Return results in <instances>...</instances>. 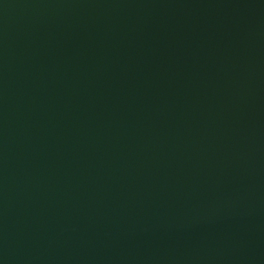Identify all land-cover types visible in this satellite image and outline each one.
Instances as JSON below:
<instances>
[{
  "label": "water",
  "instance_id": "obj_1",
  "mask_svg": "<svg viewBox=\"0 0 264 264\" xmlns=\"http://www.w3.org/2000/svg\"><path fill=\"white\" fill-rule=\"evenodd\" d=\"M0 264H264V0H0Z\"/></svg>",
  "mask_w": 264,
  "mask_h": 264
}]
</instances>
